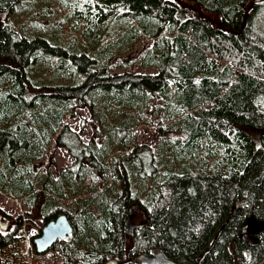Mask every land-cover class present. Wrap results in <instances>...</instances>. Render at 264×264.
Returning a JSON list of instances; mask_svg holds the SVG:
<instances>
[{
    "label": "trees",
    "instance_id": "1",
    "mask_svg": "<svg viewBox=\"0 0 264 264\" xmlns=\"http://www.w3.org/2000/svg\"><path fill=\"white\" fill-rule=\"evenodd\" d=\"M187 1L220 20L176 0H51L61 16L26 34L0 18V193L46 223L69 217L73 233L53 247L64 264H138L158 250L264 264V229L245 235L249 217L264 221V0ZM22 2L0 0V15ZM144 36L145 73L116 72ZM78 108L100 143L64 124ZM150 115L154 147L137 139ZM53 140L75 158L58 177L39 163ZM137 210L146 222L129 235ZM23 226L0 228V248Z\"/></svg>",
    "mask_w": 264,
    "mask_h": 264
},
{
    "label": "rangeland",
    "instance_id": "2",
    "mask_svg": "<svg viewBox=\"0 0 264 264\" xmlns=\"http://www.w3.org/2000/svg\"><path fill=\"white\" fill-rule=\"evenodd\" d=\"M176 1H179L181 4H186L189 8L195 10L197 15H208L203 7L195 3L187 0ZM56 3L57 2L52 5L51 0H23L21 4L15 7L10 16L2 14L0 15V18H4L14 28L24 34L46 30L49 24H53V22L57 21L61 16V10L60 8L57 9ZM208 16L210 18L215 17L217 22L220 20L218 14ZM152 43L153 40L150 38L145 36L140 38L134 46L122 56V59L128 58L125 62L132 63V65L115 68L116 72L142 71L145 73V71L140 68L138 58L152 45ZM149 71H153V69H150ZM155 102H159V100H155ZM150 117L152 118V123L150 125H142L138 129L137 139L139 143H145L154 147L160 139L158 129L159 124L157 122V116L150 115ZM84 121L85 125L82 126ZM64 124L69 125L72 129L79 132L84 142L100 143L101 137L98 140L97 128L91 124L89 108H78L74 116H65ZM74 160L75 158L71 156L66 149L57 146L56 141L53 140L46 158L39 163L42 170L46 171L50 169L54 176L58 177L67 166L73 163ZM148 189H150V187ZM35 207L36 206L34 205H24L20 200H15L0 193V209H2L13 222V225L9 229L3 230L0 227L1 230L4 232L12 231L15 227V220L18 219V217L21 216L24 220V226L18 233L20 238L12 245L0 248V261L2 264H64L62 254L58 250L52 249L44 254H38L36 249H34L32 239L37 236L36 234L40 230V227L43 226L44 222L39 215V209H36ZM137 212L138 215L133 216L132 219H130L131 226L133 227H136L137 225L140 226L146 222L145 213L138 210ZM262 229H264V221H259L254 217H249L247 219L245 235L248 238L252 239L256 233Z\"/></svg>",
    "mask_w": 264,
    "mask_h": 264
},
{
    "label": "water",
    "instance_id": "3",
    "mask_svg": "<svg viewBox=\"0 0 264 264\" xmlns=\"http://www.w3.org/2000/svg\"><path fill=\"white\" fill-rule=\"evenodd\" d=\"M261 0H253L259 2ZM247 200L238 202L237 206H245ZM9 220H5L0 212V227L7 230ZM128 233L134 234L135 227L131 226V220L127 222ZM74 231L73 224L69 217L65 214L58 216L42 226L41 234L34 239V245L38 254H44L49 251L58 241H63L68 238ZM138 264H181L165 255L161 250L154 254H140L135 257ZM105 264H121L117 259H110Z\"/></svg>",
    "mask_w": 264,
    "mask_h": 264
},
{
    "label": "flooded vegetation",
    "instance_id": "4",
    "mask_svg": "<svg viewBox=\"0 0 264 264\" xmlns=\"http://www.w3.org/2000/svg\"><path fill=\"white\" fill-rule=\"evenodd\" d=\"M0 212L3 214L5 220H9V226H8V228H7V229H9V227H11V226L13 225L12 220H11V219H10V218H9L4 212H3V210L0 211ZM134 213H135V210H133V214H134ZM134 216H135V215H134ZM131 219H132V218H131ZM44 224H46L45 221L43 222V225H44ZM41 230H42V227H40V230L37 232V234H36L37 236L41 234ZM37 236H35V237L32 239L33 243H34V239H35ZM63 241H64V240H63ZM53 247H54V246H53ZM53 247H52L50 250H52ZM34 249H36V248H35V245H34ZM50 250H49V251H50ZM47 252H48V251H47ZM119 262H120V261H119Z\"/></svg>",
    "mask_w": 264,
    "mask_h": 264
}]
</instances>
